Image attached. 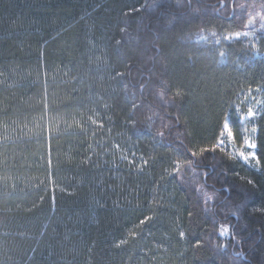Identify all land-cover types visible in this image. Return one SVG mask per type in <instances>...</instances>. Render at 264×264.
Here are the masks:
<instances>
[{
	"label": "trees",
	"instance_id": "1",
	"mask_svg": "<svg viewBox=\"0 0 264 264\" xmlns=\"http://www.w3.org/2000/svg\"><path fill=\"white\" fill-rule=\"evenodd\" d=\"M255 9L0 0V264H264V33L195 41Z\"/></svg>",
	"mask_w": 264,
	"mask_h": 264
},
{
	"label": "rangeland",
	"instance_id": "2",
	"mask_svg": "<svg viewBox=\"0 0 264 264\" xmlns=\"http://www.w3.org/2000/svg\"><path fill=\"white\" fill-rule=\"evenodd\" d=\"M223 5L221 6L223 7ZM259 11L260 10L255 9L253 11L248 12V15H246V18L248 19L246 22V27H248V30H246L245 32L226 35L222 37V39L220 40L214 39L212 34H200L195 38V41L202 46H209L212 44L220 45L221 42L229 43L237 40H245L251 44L256 39L257 34L260 35L264 33V12H259ZM249 103H250V108L247 111V114L241 117L242 122L248 121L256 115L259 106L258 101L254 96H252L250 97ZM250 111L252 115H249ZM252 145H254V143L252 142L250 136L246 138L245 143L241 148H236L231 142V137L226 125L223 128V135L221 137V140L217 144L219 148L227 151L230 154V156H232L235 159H238L240 162L244 163L249 167H253L256 164V159L254 155L255 147H252ZM242 152L244 153V156L247 157V159H245L244 156H241ZM229 229H230L229 222L221 223L220 225H218V237L220 240L219 245L224 252L230 251L231 243L229 242L230 241Z\"/></svg>",
	"mask_w": 264,
	"mask_h": 264
},
{
	"label": "snow or ice",
	"instance_id": "3",
	"mask_svg": "<svg viewBox=\"0 0 264 264\" xmlns=\"http://www.w3.org/2000/svg\"><path fill=\"white\" fill-rule=\"evenodd\" d=\"M177 95H179V93H177ZM249 115H252L251 111L249 112ZM227 126V125H226ZM231 135V134H230ZM222 142V141H221ZM252 147H255V145H252ZM241 156H244V153L242 152L241 153ZM245 159H247L246 156H244Z\"/></svg>",
	"mask_w": 264,
	"mask_h": 264
}]
</instances>
